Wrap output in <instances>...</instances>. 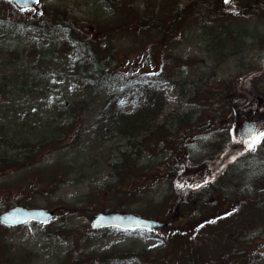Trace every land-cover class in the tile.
<instances>
[{
    "label": "rangeland",
    "instance_id": "1",
    "mask_svg": "<svg viewBox=\"0 0 264 264\" xmlns=\"http://www.w3.org/2000/svg\"><path fill=\"white\" fill-rule=\"evenodd\" d=\"M122 1L114 0L109 6L105 0H40L37 6L21 11L0 0L3 16L12 20L0 24V152L24 154V145L46 141L42 133L48 135V143L38 145L26 165L0 173V212L14 205L57 209L48 224L0 226V264H142L141 252L164 249L162 239H169L168 228L159 233L93 229L92 217L100 211H124L164 221L176 211L179 196L174 201L173 193L177 183L214 180L217 190L229 185L232 191V179L218 183L231 174L240 186L236 190L243 194L249 183L264 179L260 139L242 148L235 162L219 168L226 171L222 176L215 178L203 166V159L222 151L230 127L255 120L260 125L258 138L264 135V0L253 8H240L241 3L237 8L231 0H165L180 12L176 30L172 35L148 32L144 39L134 35L133 29L118 28L116 21L126 19L131 28L139 8L145 13V9L156 8L159 0H134L138 3L130 4L134 9L121 7L119 14L117 3ZM42 3L62 11L75 4L87 13L76 36H95L91 42L111 57L115 71L145 73L147 68H159L164 75L173 74L171 81L162 84L163 116L192 112L197 127V132L176 129L170 145L176 147V156L163 145L135 155L126 141L97 138L105 127L103 105L114 87L96 96L94 120L86 116L74 122L66 114L60 116L69 101L89 91L83 68L76 67L83 48L75 47L76 42L66 45L64 41L72 35L63 28L54 30L51 37L23 27L21 21L42 14ZM51 40H55L53 46ZM233 132L230 135H236ZM123 155L130 156L131 165L136 164V173L122 175L120 170L118 176L115 167L123 162ZM171 163H176L173 181L164 169ZM214 196L217 206L226 205L222 191ZM212 203H217L215 197ZM179 210L187 214L185 205ZM219 211L220 215L228 212L225 208ZM197 227L198 221H185L172 228H184L190 241V237L196 239ZM72 235L77 237L74 241ZM249 237L261 244L264 227L254 229ZM7 244L14 247L9 249Z\"/></svg>",
    "mask_w": 264,
    "mask_h": 264
},
{
    "label": "trees",
    "instance_id": "2",
    "mask_svg": "<svg viewBox=\"0 0 264 264\" xmlns=\"http://www.w3.org/2000/svg\"><path fill=\"white\" fill-rule=\"evenodd\" d=\"M105 1L108 2V5L114 2V0ZM131 1L123 0L117 3L120 4L118 8L119 14L122 13L121 7L134 9V6H130V4L137 5L138 3L134 0ZM233 2L236 5L241 3V6L238 5L240 8H253L261 1L233 0ZM42 6L43 12L40 16L33 15L21 21L23 27L25 29L32 28L45 36H47L48 29L50 35L54 30L63 28L72 35L71 39L69 38L64 43L70 45L76 42L75 47L81 46L83 48V55H80L82 59L76 60V66L83 68L85 88L89 87V91L83 90L84 97L80 96L78 99L69 101L67 104H71L69 106L66 104L62 115L66 114L74 122L86 116L94 120L95 104L99 99L96 96L103 89L114 87L113 93L103 105L104 111L101 119L104 120L105 127L101 132L97 133V138L102 142L112 141L113 139L126 141L135 149V155L145 150L162 147L163 145L165 150L169 149L176 156V147L170 146L173 145L171 142L175 141L176 129L189 128L197 132V127L193 124L195 116L192 112H186L185 114L169 113L165 117L163 116L165 92L162 84L171 81L173 74H166V76L164 75L165 73L159 70L142 75L138 72H134L131 75L122 73L119 70L115 71L117 66L110 65L111 57L106 54L103 55L101 51H98L100 45L97 46L91 42L95 36L91 38L85 36L77 38L76 36L79 34L78 30L81 23H85L82 19L87 16V13H81L75 4H72L65 11L56 9L53 6ZM3 15L4 13L0 10V24L5 25L6 22H12V20L6 19V16L4 15V17ZM178 15H180V12L177 6H168L165 0H159L156 8L152 10L145 9V13L141 12L139 8V15L131 28L126 26V19L122 20L121 23L116 21V25L118 28L126 29V31L133 29V34L138 35L140 39H144L145 33L155 34L153 31L157 30H159L157 35L163 32L165 34L168 32L167 35H172L176 30L174 25ZM93 22L96 24V21ZM170 29L172 30L168 31ZM175 88L176 83H174ZM196 95H198V92H196ZM160 116H163V118L160 119ZM97 123L94 122L93 125H97ZM233 130V126L230 127L229 135H225L226 142L221 151L222 153L210 154V157L203 159L205 160L204 169L208 167V172L215 178L226 174V171H220L219 168L225 169L226 166L224 165H228L235 158L231 157V153L239 149L242 150V146H244L237 142L235 135H230L234 133ZM46 133H42V135H45L43 137L46 138V141H41L32 146L24 145V154L0 152V173L14 167H23L31 161L33 158L31 153L35 151V148L38 145L48 143V135ZM230 136L233 137L232 141H230ZM55 138L63 140L64 136L55 135ZM259 139L262 145L264 143V135ZM261 150H264V147H261ZM220 153L224 155L223 157L227 154V161L218 168V165L221 164L219 161L221 158L219 156ZM239 154H236V158L241 157ZM177 155L181 157L182 152L179 151ZM22 160L23 163L16 164V162H21ZM122 161L119 167H115L118 176H121L120 170L122 175L137 172L136 164H130L129 155H123ZM174 164L175 167L172 170L171 167ZM164 169L173 181L176 177V163L168 164ZM156 178L159 179V177ZM146 179L153 181V178ZM229 179L236 183L234 184L230 181V185L234 188L232 191L229 189L231 188L229 185L220 187L221 189L217 190L214 180L210 182L206 179L196 185L194 181L193 183L191 181L182 185L177 183V189L174 190L173 196L174 201L176 200V195L179 196V201L176 202V211H173V214L167 219L173 222L176 215L175 223L173 222L175 227H179V223L182 224L185 221H191V223L198 221V227L194 230V238L196 239L192 240L193 238L191 239L190 237L189 241L185 237L187 234L186 230H183L185 227L181 230L171 227L167 229L169 239H164L166 244L164 249H160L157 252H154V250L141 252V257L145 259L142 264H264V239L261 240V244L257 245L255 240L249 237L254 229L264 227V179H257V181L249 183L247 192L243 194L236 190L240 189V186L237 184L235 176L227 175L226 179L222 177L218 179V183H229ZM217 191L223 192L224 204H226L223 207L217 206L219 205L218 197L214 196ZM214 197L217 199L215 204L212 203ZM178 203L181 205H178ZM184 205L187 214L179 210ZM224 208L228 211L227 214L220 215L222 212L219 210ZM255 212L258 213V216ZM71 238L74 241L77 237L72 235ZM216 238H218V241H215ZM213 245H216L214 249ZM134 255L140 258L138 253H134Z\"/></svg>",
    "mask_w": 264,
    "mask_h": 264
},
{
    "label": "water",
    "instance_id": "3",
    "mask_svg": "<svg viewBox=\"0 0 264 264\" xmlns=\"http://www.w3.org/2000/svg\"><path fill=\"white\" fill-rule=\"evenodd\" d=\"M17 3L19 6L33 5L37 0H9ZM258 132V126L255 121H246L238 131V139L242 142H250L255 139ZM55 212L44 208H26L17 206L0 214V222L13 225L24 223L29 220H35L42 223L48 222ZM163 224L155 221L142 218L133 213L120 212H99L92 221L93 228L117 226L123 229L132 228H155Z\"/></svg>",
    "mask_w": 264,
    "mask_h": 264
},
{
    "label": "flooded vegetation",
    "instance_id": "4",
    "mask_svg": "<svg viewBox=\"0 0 264 264\" xmlns=\"http://www.w3.org/2000/svg\"><path fill=\"white\" fill-rule=\"evenodd\" d=\"M1 225V224H0ZM2 226V228L3 229H13V227H7V226H4V225H1ZM2 228H0V231L2 230ZM9 239H8V236H6L5 237V241H8ZM5 246H7L9 249H11V248H13L14 246L13 245H10V244H7V245H5ZM2 252H4V251H2ZM5 264V263H4ZM11 264H15L14 262H11Z\"/></svg>",
    "mask_w": 264,
    "mask_h": 264
}]
</instances>
